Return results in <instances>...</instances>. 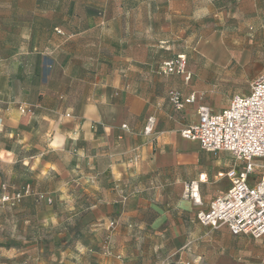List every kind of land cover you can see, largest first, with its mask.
I'll list each match as a JSON object with an SVG mask.
<instances>
[{
  "label": "rangeland",
  "instance_id": "374dc122",
  "mask_svg": "<svg viewBox=\"0 0 264 264\" xmlns=\"http://www.w3.org/2000/svg\"><path fill=\"white\" fill-rule=\"evenodd\" d=\"M69 2L97 4L101 9L105 46L112 45L108 41L115 40L118 44L116 40H120L119 49L125 52L135 43L145 47L146 43L162 38V43H156V49L161 46L157 49L160 56L169 59L178 54L184 56L192 77L189 84H183L178 75H164L160 65L156 69L155 76L161 79L157 95L163 108L170 107L169 93H181L185 86L199 91L202 103L208 108L215 104L223 108L231 97L246 94L252 81L264 71V0H0V74L9 75L11 86L40 84L35 59L21 54L33 45L27 46L23 41L21 36L27 33L21 27L35 25L33 41L37 40L38 50H42L48 39H53V33L57 37L52 42L59 44L62 26L53 32L50 24L66 18ZM167 2L183 5V26L179 19L178 28L170 24L166 34L145 32L147 16L157 18V26L164 23L160 16L165 12L160 5ZM144 3L155 4L157 10L136 8ZM80 14L79 10L73 12L74 18ZM135 19L137 30L133 27ZM125 87L136 94L149 90V86ZM12 93L16 101L14 88ZM36 96L37 92L32 98ZM15 104L19 112L20 106L31 110L21 114H33L36 107L26 102ZM13 153L11 160L0 161V264H136L146 260L153 264H177V255L170 256L172 250L160 249L159 245L167 240L171 247V240L176 237L179 241L181 235L173 229L154 234L145 226L152 218V209L144 202H137L140 197L166 195L164 207L170 214L166 220L169 228L170 223L177 222L178 188L167 187L163 191L158 188L153 192L149 183L141 185L136 180L109 188L106 178L97 187L91 178L82 180V168L89 159L80 148L71 156L59 152L51 155L50 161L57 165L56 172L45 165L48 154L40 157L41 165L33 167L29 162L23 165L15 150ZM257 161L264 163V158ZM99 163L103 166L106 161L102 159ZM71 166L73 171L68 169ZM17 192L21 195L19 201L2 200L5 193ZM109 198L113 201H108ZM132 198L136 199L131 205ZM131 206H137V212ZM194 214L195 211L192 216H180L196 222ZM249 245L253 251L258 249L253 242ZM250 264H264V261Z\"/></svg>",
  "mask_w": 264,
  "mask_h": 264
},
{
  "label": "crops",
  "instance_id": "0c3cea01",
  "mask_svg": "<svg viewBox=\"0 0 264 264\" xmlns=\"http://www.w3.org/2000/svg\"><path fill=\"white\" fill-rule=\"evenodd\" d=\"M139 7L157 10L153 3L136 6ZM160 7L165 12L160 16L164 23L157 26V18L147 16L144 18L145 32L166 34L170 24L178 28L179 19L183 26V5L167 2ZM77 10L82 14L74 18L73 12ZM99 11L97 4L91 2H69L66 18L50 24L53 32L62 26L59 44L52 42L57 37L53 33V39H48L42 50L36 48L37 40L33 41L35 25L30 23L21 27L27 33L21 36L23 41L27 46L33 43L21 54L35 59V68L40 70V84L37 87L11 86L9 75L0 74V161L11 160L15 150L23 165L29 162L35 167L42 164L40 157L48 154V163H43L56 172L57 165L50 161L51 155L59 152L71 156L80 148L89 159L88 164L83 165L82 180L91 178L97 187L102 186L106 178L109 188L136 180L141 185L149 183L153 192L158 188L161 191L167 187L179 189V197L175 200L177 222L170 223L169 228L166 220L170 214L164 207L166 195L148 199L140 197L137 202H144L152 209L151 220L144 224L154 234L173 229L181 235V240L176 237L171 240V247L167 240L159 245L160 249H171L170 256L177 255V264H250L264 261L261 257L264 236L251 241L245 236L232 235L224 226L212 229L196 220L197 212L207 210L209 202L225 194L230 187L226 172L242 167V163L235 161L229 153L203 152L195 141L180 135L182 129L197 121V108L204 105L202 95L185 86L181 94L188 96L193 93L196 96L194 104L181 111H175L171 106L163 108L157 95L161 79L155 75L158 65L169 59L159 55L157 49L161 46L156 49L164 39L146 43L145 47L135 43L125 52L119 49L120 40H116L118 44L115 40L108 41L112 45L105 46ZM134 23L137 30L136 19ZM33 74L35 76L36 72ZM179 77L183 84L192 80L191 77L186 83ZM125 86H149V90L136 94L126 90ZM13 88L17 92L16 101L12 98ZM36 92V99H33ZM16 102L35 105L33 114H21ZM223 108L215 104L209 109L216 113ZM148 117L154 118L153 133L144 136L142 128ZM135 154L137 160L131 161ZM102 159L106 161L103 166L99 163ZM59 169L62 170L61 167ZM68 169L73 171V166ZM200 174H205L207 179L198 182V202H194L187 196L185 186L197 181ZM135 199H130L131 205ZM111 200L109 198L108 201ZM130 209L137 212L138 207L131 206ZM193 211L196 222L183 220L180 216H192ZM140 223L143 224L142 221ZM250 242L258 246L256 251L250 249ZM153 263L146 260L136 264Z\"/></svg>",
  "mask_w": 264,
  "mask_h": 264
},
{
  "label": "built area",
  "instance_id": "2783aa9c",
  "mask_svg": "<svg viewBox=\"0 0 264 264\" xmlns=\"http://www.w3.org/2000/svg\"><path fill=\"white\" fill-rule=\"evenodd\" d=\"M161 72L181 76L184 82L191 79L182 55L162 62ZM195 99L193 93L183 96L171 91L168 101L175 111H181L194 104ZM25 111L31 112L20 106V112ZM197 115V121L182 129L180 135L195 141L203 152H226L242 163L241 169L226 172L230 187L225 194L213 198L207 210L197 212V222L212 229L224 226L234 236L261 239L264 236V163L257 160L264 158V71L252 81L246 94L231 97L220 112L214 113L200 105ZM153 128L154 118L148 117L143 135L150 136ZM137 157L133 155L131 161ZM206 179L205 174H200L197 181L186 184V194L194 202H198V182ZM20 198L19 192L5 193L2 200L14 203Z\"/></svg>",
  "mask_w": 264,
  "mask_h": 264
}]
</instances>
